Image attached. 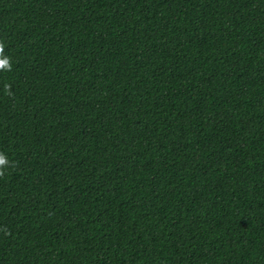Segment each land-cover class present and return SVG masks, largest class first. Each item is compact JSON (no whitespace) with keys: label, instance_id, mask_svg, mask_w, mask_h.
I'll return each mask as SVG.
<instances>
[{"label":"trees","instance_id":"trees-1","mask_svg":"<svg viewBox=\"0 0 264 264\" xmlns=\"http://www.w3.org/2000/svg\"><path fill=\"white\" fill-rule=\"evenodd\" d=\"M0 264H264V0H0Z\"/></svg>","mask_w":264,"mask_h":264},{"label":"clouds","instance_id":"clouds-1","mask_svg":"<svg viewBox=\"0 0 264 264\" xmlns=\"http://www.w3.org/2000/svg\"><path fill=\"white\" fill-rule=\"evenodd\" d=\"M7 163V157L3 153H0V168L5 166Z\"/></svg>","mask_w":264,"mask_h":264}]
</instances>
